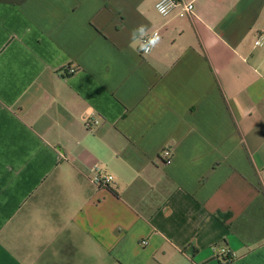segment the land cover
I'll return each instance as SVG.
<instances>
[{
    "label": "crops",
    "instance_id": "0c3cea01",
    "mask_svg": "<svg viewBox=\"0 0 264 264\" xmlns=\"http://www.w3.org/2000/svg\"><path fill=\"white\" fill-rule=\"evenodd\" d=\"M158 1L0 0V264H264V0Z\"/></svg>",
    "mask_w": 264,
    "mask_h": 264
},
{
    "label": "built area",
    "instance_id": "2783aa9c",
    "mask_svg": "<svg viewBox=\"0 0 264 264\" xmlns=\"http://www.w3.org/2000/svg\"><path fill=\"white\" fill-rule=\"evenodd\" d=\"M156 10L162 17H168L175 12L181 18L186 17H195V4L193 1L188 0H159L156 3ZM153 33L157 34L162 38L161 32L159 30H155L148 35L151 36ZM255 46L262 47L264 46V31H261L258 34V37L255 41ZM142 54V53H141ZM145 55V54H142ZM148 55V54H147ZM70 72H74V70H69ZM99 121L93 118H86V127L91 129L92 126L98 125ZM164 164L170 165L172 163L173 154L169 149L163 150ZM92 177L91 182L96 187H105L109 188L112 185H115V177L109 173L104 172L100 166L96 165L92 168ZM143 245H147L148 242H142ZM222 259L224 263H230L234 259H236V255L229 249L222 250Z\"/></svg>",
    "mask_w": 264,
    "mask_h": 264
},
{
    "label": "clouds",
    "instance_id": "9594fccd",
    "mask_svg": "<svg viewBox=\"0 0 264 264\" xmlns=\"http://www.w3.org/2000/svg\"><path fill=\"white\" fill-rule=\"evenodd\" d=\"M150 29L145 25H138L133 28L130 33V39L132 43H138V50L142 54H150L160 43V37L153 33L148 35Z\"/></svg>",
    "mask_w": 264,
    "mask_h": 264
},
{
    "label": "trees",
    "instance_id": "16d2710c",
    "mask_svg": "<svg viewBox=\"0 0 264 264\" xmlns=\"http://www.w3.org/2000/svg\"><path fill=\"white\" fill-rule=\"evenodd\" d=\"M219 218H220V216H219Z\"/></svg>",
    "mask_w": 264,
    "mask_h": 264
}]
</instances>
